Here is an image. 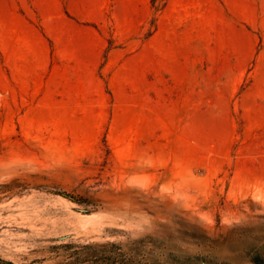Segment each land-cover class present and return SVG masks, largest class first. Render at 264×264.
<instances>
[{
    "label": "rangeland",
    "instance_id": "obj_1",
    "mask_svg": "<svg viewBox=\"0 0 264 264\" xmlns=\"http://www.w3.org/2000/svg\"><path fill=\"white\" fill-rule=\"evenodd\" d=\"M0 0V264H264V0Z\"/></svg>",
    "mask_w": 264,
    "mask_h": 264
},
{
    "label": "trees",
    "instance_id": "obj_2",
    "mask_svg": "<svg viewBox=\"0 0 264 264\" xmlns=\"http://www.w3.org/2000/svg\"><path fill=\"white\" fill-rule=\"evenodd\" d=\"M159 2H160V1H158V0H155V1H154V3H159Z\"/></svg>",
    "mask_w": 264,
    "mask_h": 264
}]
</instances>
